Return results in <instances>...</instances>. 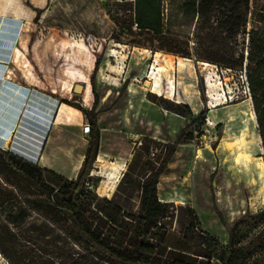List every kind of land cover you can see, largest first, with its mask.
I'll return each mask as SVG.
<instances>
[{"label":"rangeland","instance_id":"1","mask_svg":"<svg viewBox=\"0 0 264 264\" xmlns=\"http://www.w3.org/2000/svg\"><path fill=\"white\" fill-rule=\"evenodd\" d=\"M182 1L174 0V10L169 7L173 20L168 31L189 55L152 50L121 38L131 28L132 12H120L112 0H0V113L14 120L15 127L25 124L29 134L45 127L47 141L41 151L45 160L33 162L57 173L66 171L59 174L72 180L78 178L92 142V132L82 131L89 121L82 108L91 110L98 100L103 148L86 185L135 213L141 195L136 182L148 171L144 162L149 158L160 162L167 144L176 142L184 131L158 184L160 200L173 205L166 228L187 234L193 250L204 256L195 257L201 264H219L208 258L205 243L212 237L225 245L235 221L264 208V158L244 72L195 60L197 19L184 13ZM126 17L120 28L116 19ZM76 84L85 85L82 94L74 92ZM10 88L19 92L25 88L28 93L22 100L13 99L8 96ZM3 102L7 105L1 109ZM186 105L192 109L190 116L184 115ZM12 107L22 109L16 120L11 117ZM201 112L203 120L186 128ZM189 133L193 140L187 139ZM235 141L240 143L232 147ZM0 149L6 150L5 144ZM240 153L245 158L238 163ZM16 190L24 196L22 189ZM130 192L133 198L128 199ZM180 206L193 208L200 225L190 228L194 215ZM38 219L33 211L27 222ZM68 224L62 219L53 225L49 242L30 245L32 254L44 248L46 257L55 256V264L66 262L56 257L60 251L56 246H68L58 239L59 234L67 239L62 232ZM0 264L12 263L0 253ZM249 264H264V250Z\"/></svg>","mask_w":264,"mask_h":264},{"label":"trees","instance_id":"2","mask_svg":"<svg viewBox=\"0 0 264 264\" xmlns=\"http://www.w3.org/2000/svg\"><path fill=\"white\" fill-rule=\"evenodd\" d=\"M112 1L120 6V12H132L129 15L131 28L127 33L122 32L121 38L152 50L190 54L188 50H181L182 43L168 31L173 20L169 7L175 9L174 0ZM128 5L131 8H127ZM180 8L197 19L195 60L244 72L264 158V0H183ZM127 17L122 22L116 19L120 28ZM100 63L99 58L96 69ZM93 92L97 96L95 85ZM97 107L98 100L91 110L82 108L92 126V142L77 179L70 180L11 150L0 149L3 179L0 182V207L4 210L0 211V253L12 264H55L52 259L55 256L46 257L44 248L37 249L39 254H32L34 250L30 245L49 239L53 225L67 219L70 224L62 232L67 239L62 238V234L58 239H63V244L68 246H56L60 250L56 257L66 262L59 264H201L195 257L204 256L193 250L187 234L182 232L183 236H180L166 228L165 220L173 205L162 202L158 195L160 177L166 173L182 143L184 131L176 142L167 144V154L160 162L151 158L144 162L148 171L136 182L141 189L140 210L131 212L114 197H101L86 185L100 148V111ZM185 107L184 115H192L191 107ZM204 115L201 112L194 117L186 128L203 120ZM187 139L193 140V133H189ZM143 145L146 152L149 151L148 146ZM16 189H22L24 196L20 197ZM131 198L130 192L128 199ZM180 208L195 214L189 206ZM33 211L41 219L28 223ZM196 224L200 225L194 215L189 227L193 229ZM205 246L207 251L210 250L208 258L219 264H249L264 250V208L235 221L228 229L225 245L210 237Z\"/></svg>","mask_w":264,"mask_h":264},{"label":"bare ground","instance_id":"3","mask_svg":"<svg viewBox=\"0 0 264 264\" xmlns=\"http://www.w3.org/2000/svg\"><path fill=\"white\" fill-rule=\"evenodd\" d=\"M146 85L147 86H150V83L147 82ZM20 89H21V87H20ZM24 89L25 88H22V91L19 92L15 88L14 89H11L10 88L9 91H8L9 92L8 93V96L11 97V98H13V99L15 97V98H17L19 100H22L26 96V92H27V90L24 92L23 91ZM6 105H7L6 102H3L1 104V109L6 108ZM9 111H11V110H9ZM21 111H22L21 108L12 107V111L10 112L11 113V117L16 120V118L21 114ZM1 115H2L1 117H3L4 119H3V121H0V133L2 131H7L8 134L7 135L0 134V144H6L7 142H10L11 145H12L11 146V151L13 153H15V154H17V155H19V156L27 159V160L36 161L39 158H41L42 160H45V158H43L41 156V151H42V149H43V147H44V145L46 144V141H47V129L42 126L41 129L37 128L36 130H33L32 133L30 132L31 134H29L28 133L29 132V128H27L25 126V124H22V125H19V126L17 125V127H15V124L16 123H15L14 120H6V117L4 116V114H1ZM252 118H253L254 121H256V116H255L254 111H252ZM4 136H6V137H4ZM11 136L13 137L12 142L9 141V139L11 138ZM238 143H240V142L239 141L232 142V147L236 146ZM244 158H245V155L243 153H240L238 155V157H237V162L239 163ZM101 160H102V157L99 156L98 162L101 161ZM82 161H80L81 163L78 165V168H80L82 166ZM106 165H108V164H106ZM110 169H111V167H110ZM113 170H115L117 172V170L115 169V167L113 168ZM97 171H98V169H97ZM106 171H108V168H106ZM93 175H95V173ZM104 176H106V175H104ZM119 179H120V176L118 175L117 181Z\"/></svg>","mask_w":264,"mask_h":264},{"label":"water","instance_id":"4","mask_svg":"<svg viewBox=\"0 0 264 264\" xmlns=\"http://www.w3.org/2000/svg\"><path fill=\"white\" fill-rule=\"evenodd\" d=\"M84 90H85V85H84V84H76V85H75L74 92H75L76 94H82V93L84 92ZM10 147H11V143H10V142H7V143L5 144V149H6V150H9Z\"/></svg>","mask_w":264,"mask_h":264},{"label":"built area","instance_id":"5","mask_svg":"<svg viewBox=\"0 0 264 264\" xmlns=\"http://www.w3.org/2000/svg\"><path fill=\"white\" fill-rule=\"evenodd\" d=\"M82 131L84 134H90L92 132V126L89 121H86L82 126Z\"/></svg>","mask_w":264,"mask_h":264},{"label":"crops","instance_id":"6","mask_svg":"<svg viewBox=\"0 0 264 264\" xmlns=\"http://www.w3.org/2000/svg\"><path fill=\"white\" fill-rule=\"evenodd\" d=\"M101 148H103V147H102V145L100 144L99 151H100ZM48 160H49V159H48ZM82 160H83V159H82ZM82 160H81V161H82ZM80 163H81V162H80ZM82 164H83V161H82ZM81 167H82V166H81ZM81 167H80V168H81ZM80 168H79V169H80ZM58 173H61V174L63 173V174H64V173H66V171H64V172L61 171V172H58ZM63 174H62V175H63Z\"/></svg>","mask_w":264,"mask_h":264}]
</instances>
